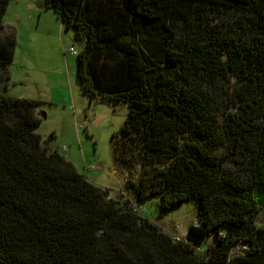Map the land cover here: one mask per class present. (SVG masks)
Segmentation results:
<instances>
[{"label":"trees","instance_id":"obj_1","mask_svg":"<svg viewBox=\"0 0 264 264\" xmlns=\"http://www.w3.org/2000/svg\"><path fill=\"white\" fill-rule=\"evenodd\" d=\"M42 3L84 38L83 90L128 104L112 139L141 170L113 198L43 145L39 101L5 93L17 42L0 32V264H264V0ZM131 193L194 200L197 223L176 239Z\"/></svg>","mask_w":264,"mask_h":264},{"label":"rangeland","instance_id":"obj_2","mask_svg":"<svg viewBox=\"0 0 264 264\" xmlns=\"http://www.w3.org/2000/svg\"><path fill=\"white\" fill-rule=\"evenodd\" d=\"M40 1L10 0L8 4L0 32L13 34L17 43L5 93L39 101L41 123L37 132L43 145L58 150L87 179L119 198L127 193L128 171L136 176L141 170L137 161L128 166L118 162L112 139L123 126L129 106L91 97L83 90L77 77V54L84 38L66 27L56 10ZM130 196L144 209L145 217L172 236H187L189 226L197 223L194 200L163 212L158 197L137 201L132 193ZM258 223L264 224V210L258 215ZM212 242L211 234L202 245Z\"/></svg>","mask_w":264,"mask_h":264},{"label":"built area","instance_id":"obj_3","mask_svg":"<svg viewBox=\"0 0 264 264\" xmlns=\"http://www.w3.org/2000/svg\"><path fill=\"white\" fill-rule=\"evenodd\" d=\"M71 50H72L73 52L75 51L74 48H71ZM135 210H139L138 207H135ZM143 210H144V209H143ZM175 238H176V239H179L180 236H179V235H176Z\"/></svg>","mask_w":264,"mask_h":264},{"label":"crops","instance_id":"obj_4","mask_svg":"<svg viewBox=\"0 0 264 264\" xmlns=\"http://www.w3.org/2000/svg\"><path fill=\"white\" fill-rule=\"evenodd\" d=\"M40 2H42V1H40ZM43 7L41 6V9H42ZM63 25V24H62ZM10 72H9V70H8V74H9ZM9 77H10V74H9Z\"/></svg>","mask_w":264,"mask_h":264}]
</instances>
